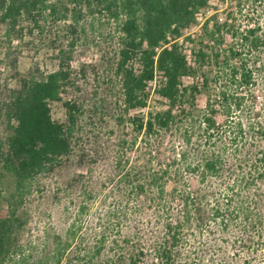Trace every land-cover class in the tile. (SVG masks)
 <instances>
[{
  "label": "trees",
  "instance_id": "obj_1",
  "mask_svg": "<svg viewBox=\"0 0 264 264\" xmlns=\"http://www.w3.org/2000/svg\"><path fill=\"white\" fill-rule=\"evenodd\" d=\"M97 9L122 20L119 72L126 115L118 121L124 135L132 128V146L142 136L149 157L144 170L134 166L120 176L136 178L137 198L144 195L156 208L160 234L148 251L156 264L174 261L203 226L218 225L223 232L244 226L264 245V0H0L1 22L12 27L33 11L73 21L58 69L37 71L9 91L0 107V264L22 246L38 177L72 152L71 134L52 116L51 103L78 86V29L84 10ZM158 74L154 92L161 107L152 108L151 82ZM200 95L206 96L203 106ZM66 106L75 122L80 103ZM138 109L142 113L131 115ZM162 148L166 155L160 159ZM101 228L95 245L80 238L66 248L65 264H111L101 260L102 252L118 239ZM147 256L141 249L131 261L143 264Z\"/></svg>",
  "mask_w": 264,
  "mask_h": 264
},
{
  "label": "rangeland",
  "instance_id": "obj_2",
  "mask_svg": "<svg viewBox=\"0 0 264 264\" xmlns=\"http://www.w3.org/2000/svg\"><path fill=\"white\" fill-rule=\"evenodd\" d=\"M225 6L219 3L220 8ZM87 11L78 29V86L69 88L62 100L51 103L52 116L70 132L73 149L38 177L26 207L22 246L5 264H65L66 254L62 253L66 248L80 238L95 245L101 227L118 239L103 250L102 261L133 264L131 256L142 249L148 255L143 264H156L148 252L160 234L156 208L146 203L144 195L137 198L136 178L120 176L121 171H132L134 166L144 170L142 165L149 157L142 136L132 146V128H127L129 133L124 135L118 121L126 115L119 72L122 20L98 9ZM72 24V19L59 18L50 10L24 14L15 27L0 19V107L9 91L18 89L37 71L58 69L60 51L72 37ZM160 79L158 74L151 82L152 108L161 107V98L154 92ZM73 100L81 105L75 122L66 106ZM205 101V95L198 97L200 106ZM140 112L130 111L131 115ZM1 120L4 117L0 115V135L4 129ZM165 155L163 148L156 153L160 159ZM120 159H124L121 169L116 166ZM192 185L200 186L197 177L192 178ZM259 209L264 216V206ZM246 228L233 226L223 232L218 225L203 226V233L192 244L181 247L169 264H207L212 260L213 264H264L262 240Z\"/></svg>",
  "mask_w": 264,
  "mask_h": 264
}]
</instances>
